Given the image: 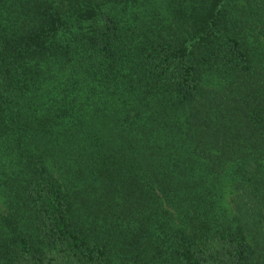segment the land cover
Listing matches in <instances>:
<instances>
[{"label":"trees","instance_id":"trees-1","mask_svg":"<svg viewBox=\"0 0 264 264\" xmlns=\"http://www.w3.org/2000/svg\"><path fill=\"white\" fill-rule=\"evenodd\" d=\"M264 0H0V264H264Z\"/></svg>","mask_w":264,"mask_h":264},{"label":"rangeland","instance_id":"rangeland-1","mask_svg":"<svg viewBox=\"0 0 264 264\" xmlns=\"http://www.w3.org/2000/svg\"><path fill=\"white\" fill-rule=\"evenodd\" d=\"M230 216L236 218L245 228L246 235H261L264 232V208L259 209L240 195H234L228 189L224 192Z\"/></svg>","mask_w":264,"mask_h":264}]
</instances>
